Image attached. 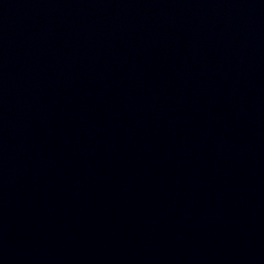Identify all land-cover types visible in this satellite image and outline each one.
Segmentation results:
<instances>
[{"label":"water","instance_id":"1","mask_svg":"<svg viewBox=\"0 0 264 264\" xmlns=\"http://www.w3.org/2000/svg\"><path fill=\"white\" fill-rule=\"evenodd\" d=\"M0 264H264V0H0Z\"/></svg>","mask_w":264,"mask_h":264}]
</instances>
